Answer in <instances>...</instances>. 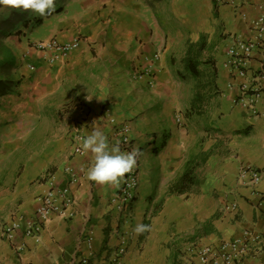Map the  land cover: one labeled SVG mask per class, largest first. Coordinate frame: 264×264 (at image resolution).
<instances>
[{"label":"crops","instance_id":"obj_1","mask_svg":"<svg viewBox=\"0 0 264 264\" xmlns=\"http://www.w3.org/2000/svg\"><path fill=\"white\" fill-rule=\"evenodd\" d=\"M261 1L171 0L174 7L169 27L149 14L140 0H57L59 11L45 17L0 3V52L13 66L10 72L18 68L19 76L25 77L55 68L56 75L87 92L77 94L83 99L73 106L78 121L61 160L49 168L46 165L45 179L35 184L14 210L12 218L21 226L12 242L7 238L0 241V264H80L82 257L88 264H112L119 246L124 247L119 264H187L188 246L193 243L216 244L236 237L243 229H262L264 52L254 53L243 76H231L223 65L234 38L252 36L249 23L262 12ZM179 16L181 21L177 20ZM188 25L193 31L187 30ZM39 30L42 34H34ZM172 32L180 39H187L188 34L192 40L207 37L209 60L203 63L210 69L209 86L221 103L219 119L209 125L227 137L222 139L219 153L211 151L204 162L205 178L199 182L203 194L182 204L183 209L180 203L157 195L167 180L178 175L186 160L175 106L170 105V96L163 89L168 74H157L165 59L154 54L165 35L167 39ZM77 36L81 37L79 47L52 65L43 61L40 52L29 48L32 41L56 37L69 43ZM87 43H93L90 46L99 53L97 57L86 51ZM137 63L156 70L155 75L144 74L130 81L137 72L132 66ZM115 81L121 83L119 88H114ZM242 86L247 89L241 93ZM87 88H91L90 95ZM255 89L260 90V97L252 101L250 94ZM75 99L71 94L72 103ZM94 99L97 102L92 106ZM80 105L89 112L90 123L80 118ZM104 106L117 121L130 123L133 147L140 150L137 192L122 212L115 209L113 201L122 179L116 185L91 181L87 171L93 157L82 148V140L94 130L102 131L110 144L117 143L113 127L101 116ZM75 146L80 147L81 154ZM212 146L207 144L204 150L210 151ZM241 165L262 171L261 180L254 185L242 183L238 178ZM50 177L59 190H67L70 203L63 213H53L42 223L40 241L34 242L23 235V224L35 220L38 196L49 187ZM232 205L234 208H229ZM138 223L148 226L143 233L134 231ZM15 245H23L20 253L14 252ZM237 264H264V250Z\"/></svg>","mask_w":264,"mask_h":264},{"label":"rangeland","instance_id":"obj_2","mask_svg":"<svg viewBox=\"0 0 264 264\" xmlns=\"http://www.w3.org/2000/svg\"><path fill=\"white\" fill-rule=\"evenodd\" d=\"M140 2L159 23L171 26L173 19L171 8L174 7L171 0ZM177 20L181 21L182 18L179 16ZM186 27L189 32L193 31L191 25ZM34 34H42V30ZM90 44L93 43H87L86 51L95 58L99 53ZM103 45L105 47V44ZM208 45L207 37L192 40L188 34L187 39H180L172 32L167 39L165 35L163 45L154 53L164 56L165 62L158 67L157 74H168L167 80L163 82V89L170 96L167 100L174 104L170 105L175 106L176 125L179 135L181 132L184 136L186 145L183 150L186 160L182 162L178 175L167 180L157 195L181 205L188 204L203 194L199 189V182L205 178L204 162L211 151H214V154L219 153L223 138L227 140L219 129H210L209 125L219 119L221 103L217 93L209 86L210 69L203 63L204 60H209ZM78 47L79 45L72 52ZM0 55H4L2 59L0 58V89L1 92H5L4 95L0 93L1 241L6 238V230L14 220L12 215L17 205L24 202L35 184L45 179L46 165L49 168L50 164L61 160L64 145L78 121L76 108L73 106L82 103L83 99L77 98V94L87 92L85 93V88L80 89L75 82L64 81L65 78L56 75L55 68L38 70L37 73H28L25 77L19 76L18 68L10 72L13 66H8L7 56L2 51ZM187 59L196 64L198 70L196 77L188 72ZM132 70L137 71L130 79L132 82L144 74L153 77L156 73L154 69L149 71L144 63H137L132 66ZM113 84L116 85L114 88H119L121 83L115 81ZM87 90L90 95L91 88ZM97 91L100 92L99 89ZM71 94L76 98L74 103L70 100ZM108 100L109 98L106 101ZM93 101L92 106H95L97 101L95 99ZM207 144H213L210 151L204 150ZM190 158H193V161ZM187 165L190 168L193 166L195 182L181 193L171 192V185ZM181 208L183 209L184 205Z\"/></svg>","mask_w":264,"mask_h":264},{"label":"built area","instance_id":"obj_3","mask_svg":"<svg viewBox=\"0 0 264 264\" xmlns=\"http://www.w3.org/2000/svg\"><path fill=\"white\" fill-rule=\"evenodd\" d=\"M223 3L225 0H215ZM233 3L234 0H229ZM262 12L249 23L251 37L248 39L234 38L227 49V58L224 66L231 76H243L248 66V62L256 52H264V0L259 4ZM242 17L245 14H241ZM79 37H75L69 43H62L58 38L51 37L47 40H36L29 42V48L41 53L42 59L48 65L54 64L59 58H67L72 50L79 44ZM31 71H35L33 65L28 66ZM153 84V81H152ZM247 87H241V93L246 91ZM252 101L260 97V90L255 89L250 94ZM240 99V97H239ZM81 119L84 123H90V115L85 106L80 105ZM107 122L113 127V134L122 151L132 150L133 143L131 137V126L128 121H117L111 116L109 108L104 106L101 110ZM79 137H76L78 141ZM77 153H82L79 146H75ZM262 171L249 165H241L238 170V178L242 183L257 184L262 178ZM49 187L44 193L38 196V204L35 207V220L23 224V235L39 242L42 232V223L45 222L53 213H63L65 207L70 203V197L67 190H59L55 184L54 178H49ZM139 184L138 163L136 167L125 174L122 182L113 198L115 209L118 212L124 211L134 200ZM262 202L264 203V197ZM229 208H234L232 205ZM21 226L18 219H14L7 228L6 238L12 242L14 232ZM90 244L87 236L85 239ZM23 245H15L14 252L20 253ZM264 250V226L261 230L243 229L239 235L232 239L222 240L216 244L193 243L188 246L187 264H237L247 256H255L258 252ZM124 252V247L119 246L111 258L112 264H119V258ZM80 264H88L85 257L79 259Z\"/></svg>","mask_w":264,"mask_h":264},{"label":"clouds","instance_id":"obj_4","mask_svg":"<svg viewBox=\"0 0 264 264\" xmlns=\"http://www.w3.org/2000/svg\"><path fill=\"white\" fill-rule=\"evenodd\" d=\"M0 3L13 9L30 11L40 17L49 16L57 10V0H0ZM79 39L81 41V37ZM82 148L85 152H90L93 157L87 176L91 181L99 184H118L125 174L136 167L140 155L138 148L122 151L119 143L110 144L108 137L100 130H94L87 135L82 140ZM147 227L138 223L134 231L140 234Z\"/></svg>","mask_w":264,"mask_h":264},{"label":"trees","instance_id":"obj_5","mask_svg":"<svg viewBox=\"0 0 264 264\" xmlns=\"http://www.w3.org/2000/svg\"><path fill=\"white\" fill-rule=\"evenodd\" d=\"M59 11V10H57ZM8 66H11V64H8ZM186 68L188 72L196 76L198 74V70L196 67V64L194 62H190L189 59L186 61ZM2 95L5 94V92H1ZM195 182V178L193 175V166L190 168L188 165L184 168V171L182 174L178 177V179L171 185L170 191L173 193H181L183 192L188 186L192 185Z\"/></svg>","mask_w":264,"mask_h":264}]
</instances>
